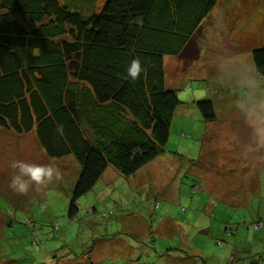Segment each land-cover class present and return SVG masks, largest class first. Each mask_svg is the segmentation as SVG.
<instances>
[{
	"label": "rangeland",
	"instance_id": "obj_1",
	"mask_svg": "<svg viewBox=\"0 0 264 264\" xmlns=\"http://www.w3.org/2000/svg\"><path fill=\"white\" fill-rule=\"evenodd\" d=\"M58 1L82 14L104 2ZM260 47L264 0H216L182 51L163 56L180 101L173 154L129 177L108 166L72 217L77 159L48 156L34 129L0 127V264H264V77L251 55ZM204 99L213 121L201 118ZM241 110L258 115L253 128Z\"/></svg>",
	"mask_w": 264,
	"mask_h": 264
},
{
	"label": "trees",
	"instance_id": "obj_2",
	"mask_svg": "<svg viewBox=\"0 0 264 264\" xmlns=\"http://www.w3.org/2000/svg\"><path fill=\"white\" fill-rule=\"evenodd\" d=\"M70 3L0 0V127L34 129L48 156L77 159L68 217L108 166L129 177L173 154L165 146L180 101L163 56L182 51L216 0H104L89 14ZM251 55L264 77V47ZM197 107L215 119L212 101Z\"/></svg>",
	"mask_w": 264,
	"mask_h": 264
},
{
	"label": "crops",
	"instance_id": "obj_3",
	"mask_svg": "<svg viewBox=\"0 0 264 264\" xmlns=\"http://www.w3.org/2000/svg\"><path fill=\"white\" fill-rule=\"evenodd\" d=\"M254 72V71H253ZM171 88H173V86H171ZM241 112H243V113H246V114H249L247 111H242L241 110ZM250 115V114H249ZM258 115H250V120H248V122H247V124H249L252 128L255 126V118L257 117ZM263 126H264V123H263ZM262 128V127H261ZM202 176V175H201ZM204 178V177H203ZM207 178H208V175H207ZM206 180V179H205ZM208 181V180H207ZM175 221V223L176 224H178L177 223V221L176 220H174Z\"/></svg>",
	"mask_w": 264,
	"mask_h": 264
}]
</instances>
